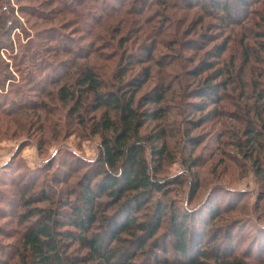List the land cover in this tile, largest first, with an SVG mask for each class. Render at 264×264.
I'll return each instance as SVG.
<instances>
[{"label": "rangeland", "instance_id": "374dc122", "mask_svg": "<svg viewBox=\"0 0 264 264\" xmlns=\"http://www.w3.org/2000/svg\"><path fill=\"white\" fill-rule=\"evenodd\" d=\"M197 1L0 0V40L8 46L0 49V62L2 72L14 79L4 82L0 90V249L13 254L17 246L21 225L13 214L23 210L17 192L28 173L37 172L39 183L50 192L52 175L60 170L64 176L62 162L87 166L98 155L101 139L90 128L98 112L83 99L74 114L75 103L65 105L58 98L64 83L52 85L46 80L47 74L55 80L71 71L69 84H74V60L79 66L90 65L109 88L124 72L129 82L145 69L151 70L137 98L156 85H167L162 107L168 112L150 125L167 132L169 155L159 177L183 182L170 187L169 201L183 211L194 209L193 213L211 202L218 205L221 221L213 220V227L225 229L226 222L235 220L241 229L234 234L247 235L254 232L252 224L264 223V154L248 157L251 151L243 133L251 106L257 104L264 112V99L256 91L264 94V79L258 77L264 65L252 60L258 56L264 60L260 51L264 0H253L244 9L246 15L231 26L201 9ZM51 36L59 39L51 41ZM224 42L227 49L219 59L211 57ZM62 45L75 54L64 52ZM245 48L252 54L251 61ZM80 49L89 56L80 58ZM211 60L230 65L234 81L223 93L220 112L207 118L206 112L188 109L189 102L198 100L186 93L192 94L200 82L201 77L193 73L203 61ZM257 169L261 171L258 177ZM82 172L72 173L70 185L77 183ZM228 203L234 206L230 213L224 211Z\"/></svg>", "mask_w": 264, "mask_h": 264}, {"label": "trees", "instance_id": "16d2710c", "mask_svg": "<svg viewBox=\"0 0 264 264\" xmlns=\"http://www.w3.org/2000/svg\"><path fill=\"white\" fill-rule=\"evenodd\" d=\"M252 1L199 0L196 3L201 2V9L231 26L236 24L235 19L246 15L244 9L247 10ZM51 37V41L59 39ZM2 41L0 49L8 48ZM226 45L224 42L211 57L219 59ZM62 49L75 54L65 46ZM80 50L83 52L80 58L88 55L87 50ZM245 50L246 58L251 61L252 54ZM260 51L264 55V44ZM252 60L264 65L259 56ZM232 65L235 67L234 63ZM3 66L0 62V90L4 82L14 80L2 72ZM71 66L77 73L75 87L69 84L73 80L71 71H66L63 79L52 80L47 74L46 80L52 85L64 83L57 92L58 98L65 105L75 103L74 114H78L83 99L93 112H98L90 123L91 133L101 139L98 155L94 162L88 161L87 166H65L66 160L62 162L64 176L60 175V170L52 175L50 192L39 183L37 172L25 176L21 191L17 189L23 210L18 215L13 212L21 225L16 232L17 246L13 254L1 247L0 264H264V223L252 224L254 232L247 235L234 234L235 229H241L235 220L230 224L226 222L225 229L213 227V220L221 221L218 205L211 202L203 211L193 213L194 209L183 211L171 199L169 201L170 187L183 182L159 177L169 155L167 132L150 125L168 112L162 107L169 91L167 85H156L137 98L144 81L150 78L149 69L129 82L125 81L124 72L115 77L117 82L109 88L90 65L79 66L74 60ZM15 67L18 68L16 64ZM259 70L258 77L262 80L264 70L263 73ZM193 76L201 77L200 82L192 94L186 95L198 101L189 102L188 109L206 112L207 118L218 114L223 93L234 81L231 66L214 60L203 61ZM256 91L257 97L263 100V91ZM251 108L253 112L246 114L248 126L243 133L245 146L251 151L246 155L253 158L254 155L259 157L262 151L264 154V112L257 104ZM82 121L87 126L85 120ZM189 145L195 146V141L189 140ZM256 161L259 163V159H254ZM79 169L83 172L77 183L70 185L69 178ZM260 172L257 169V177ZM197 189L198 184L193 188V195ZM40 203H48V206L38 207ZM233 209L229 203L224 206L226 213Z\"/></svg>", "mask_w": 264, "mask_h": 264}, {"label": "crops", "instance_id": "0c3cea01", "mask_svg": "<svg viewBox=\"0 0 264 264\" xmlns=\"http://www.w3.org/2000/svg\"><path fill=\"white\" fill-rule=\"evenodd\" d=\"M8 157H9V156H8ZM6 158H7V156H6ZM6 158H5V159H6Z\"/></svg>", "mask_w": 264, "mask_h": 264}]
</instances>
